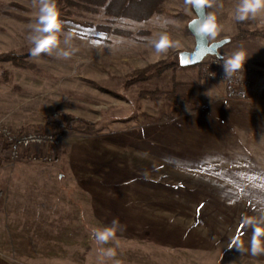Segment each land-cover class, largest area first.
I'll return each mask as SVG.
<instances>
[{
    "label": "rangeland",
    "instance_id": "374dc122",
    "mask_svg": "<svg viewBox=\"0 0 264 264\" xmlns=\"http://www.w3.org/2000/svg\"><path fill=\"white\" fill-rule=\"evenodd\" d=\"M222 3L206 9L221 25L208 40L230 38L218 49L224 58L246 53L232 77L208 55L200 67L127 84L136 70L192 50L184 0H164L163 12L141 21L79 13L59 34L61 47L72 34L76 53L26 56L38 71L1 58L29 52L37 5L0 0V123L62 137L51 162L9 159L0 140V264H113L91 233L118 217L119 246L104 247H116L120 264H264L235 245L251 239L242 218L264 211V36L234 37L238 0ZM241 24L264 32V13ZM165 30L176 46L157 54L148 41ZM153 90L176 103L141 95Z\"/></svg>",
    "mask_w": 264,
    "mask_h": 264
},
{
    "label": "clouds",
    "instance_id": "9594fccd",
    "mask_svg": "<svg viewBox=\"0 0 264 264\" xmlns=\"http://www.w3.org/2000/svg\"><path fill=\"white\" fill-rule=\"evenodd\" d=\"M185 5L190 9L201 10L212 8H223L222 0H184ZM37 5L35 21L29 26L27 40L31 45L30 55L40 57L42 54L52 55L57 58L69 59L76 53L77 49L71 47V33H65L64 44L61 47L59 34L63 31L64 22L60 18V12L56 0H34ZM264 13V0H238L234 8V19L237 22H245L255 19L259 14ZM221 31L217 13L209 11L200 22L199 32L207 34L209 39H215ZM148 43L157 54H166L169 49L176 46L171 34L168 31H161L155 38L149 39ZM246 60V53L238 50L227 58L223 59L222 66L225 78H230L240 70ZM242 222L251 230L249 246L245 248L243 243L237 240L236 249L242 254L247 252L253 257L264 255V211L256 215L244 216ZM123 230V225L118 219H113L111 224L102 228L92 230L91 238L100 245L98 253L100 257L113 261V264H120L116 260V247L119 246L117 233ZM115 243L116 247H104Z\"/></svg>",
    "mask_w": 264,
    "mask_h": 264
},
{
    "label": "trees",
    "instance_id": "16d2710c",
    "mask_svg": "<svg viewBox=\"0 0 264 264\" xmlns=\"http://www.w3.org/2000/svg\"><path fill=\"white\" fill-rule=\"evenodd\" d=\"M163 1L164 0H56V5L60 12V18L64 23L71 20L73 16L86 11L95 13L101 12L106 16L127 17L133 20L141 21L148 19L157 12H163ZM16 6L20 7L18 4ZM20 9H24V7H20ZM237 26L238 29L234 35L236 38H241L244 36H264V32L262 30L245 29L241 22H237ZM64 29L65 27L63 25V30ZM114 30L116 31V29ZM26 56H31L30 50L27 54L22 56L17 55L14 52H8L3 54L1 58L3 57L4 60L10 61L15 67L31 71H38L35 64L30 63L26 59ZM222 58H224V56H222ZM200 65L201 63H198L199 67ZM170 67L180 68L178 61L166 62L165 60H159L155 63L148 64L145 67L136 70L133 77L127 80V84L138 80H144L150 73H160ZM248 72L252 74L253 78L256 74H258L257 71H253L251 69H248ZM141 95H164L171 102L176 103L177 101V96H175L171 91L163 92L160 90H153ZM199 106V103L195 102L192 108L197 109ZM174 110H172L170 113L173 114ZM117 219L120 221L121 225L124 224V220L122 218L118 217ZM142 232L144 234H151L153 230H150L148 227H143Z\"/></svg>",
    "mask_w": 264,
    "mask_h": 264
},
{
    "label": "built area",
    "instance_id": "2783aa9c",
    "mask_svg": "<svg viewBox=\"0 0 264 264\" xmlns=\"http://www.w3.org/2000/svg\"><path fill=\"white\" fill-rule=\"evenodd\" d=\"M213 62L222 63L223 58L215 57ZM223 73L224 71L218 72L219 76L225 78ZM228 81L234 83L231 79ZM61 139V132L58 130L18 131L0 123V140L5 145L6 156L12 160L25 158L32 162H51L56 158Z\"/></svg>",
    "mask_w": 264,
    "mask_h": 264
},
{
    "label": "water",
    "instance_id": "95a60500",
    "mask_svg": "<svg viewBox=\"0 0 264 264\" xmlns=\"http://www.w3.org/2000/svg\"><path fill=\"white\" fill-rule=\"evenodd\" d=\"M192 10L194 17L187 22V29L193 36L194 46L192 50H181L177 53L180 67L198 64L208 55L221 59L222 55L218 49L230 41L229 37L209 41L207 34L199 32V25L206 16V9L192 8Z\"/></svg>",
    "mask_w": 264,
    "mask_h": 264
}]
</instances>
